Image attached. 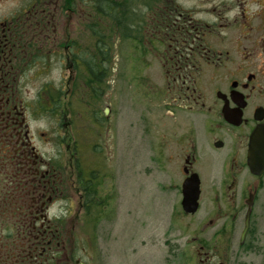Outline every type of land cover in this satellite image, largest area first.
<instances>
[{"label":"flooded vegetation","instance_id":"obj_1","mask_svg":"<svg viewBox=\"0 0 264 264\" xmlns=\"http://www.w3.org/2000/svg\"><path fill=\"white\" fill-rule=\"evenodd\" d=\"M98 3L0 0V180L6 167L21 181L11 202L19 207L2 212L0 197V264H98L95 233L120 172L117 121L99 120V69L112 36H122L112 2L101 50ZM90 5L94 16L85 17ZM121 20L123 37L137 43L131 69L159 73L146 76L153 82L145 96L160 113L161 160L178 150L181 206L185 181L199 183L195 214H206L188 243L191 264H264V0H126ZM89 38L92 62L82 49ZM58 53L62 95L44 96L47 83L36 95L47 106H36L30 87ZM49 115L62 121L66 146L45 160L29 121ZM58 200L66 204L51 218Z\"/></svg>","mask_w":264,"mask_h":264},{"label":"rangeland","instance_id":"obj_2","mask_svg":"<svg viewBox=\"0 0 264 264\" xmlns=\"http://www.w3.org/2000/svg\"><path fill=\"white\" fill-rule=\"evenodd\" d=\"M89 14L94 16L91 10L84 9V16L88 17ZM99 32L103 36L100 37L102 50L106 48L104 43L108 42L104 34L109 32L108 24L102 20ZM91 42L90 38L84 40L82 48L84 57L89 62H92ZM111 43L109 63H102L99 69L102 75L97 89L98 107L100 123L108 125L110 117L117 121L115 167L120 172L113 194L115 199L109 202V212L100 219L95 233L99 248L98 264H191L188 243L195 230L198 231L197 226H201L206 212L201 211L195 215L183 212L181 198L175 190V185L180 182L178 150L175 147L167 149L164 160H161L162 150L157 142L163 131L160 113L152 110L153 104L145 96V89L153 82L146 76L155 74L159 79V73L141 74L134 68L131 69L127 54L131 51L130 46L132 50L137 48L135 41L117 34L112 36ZM43 63L45 62L40 64ZM43 66L49 72L30 87V99L36 100V106H47V103L36 97L43 85L49 83L51 86L45 90L44 96L52 94L60 98L63 90L59 53L55 57H49ZM70 101L71 95L68 96V102ZM107 105H111L113 109L108 118H104L103 110ZM167 122L164 120L163 124L167 125ZM73 123L69 133L73 142L67 141L72 145L79 137L80 121L73 118ZM29 125L34 142L45 160L52 159L58 154L57 150L64 151L66 145L62 121L50 115L37 116L30 119ZM98 128V125L89 127L87 134H94ZM103 130L101 140H107L108 136ZM93 144L97 142L93 141ZM61 145L64 147H60ZM168 156H172L173 160L170 161ZM65 204L64 200H58L49 209L50 217L60 216L59 208ZM71 213L72 219L75 212Z\"/></svg>","mask_w":264,"mask_h":264},{"label":"trees","instance_id":"obj_3","mask_svg":"<svg viewBox=\"0 0 264 264\" xmlns=\"http://www.w3.org/2000/svg\"><path fill=\"white\" fill-rule=\"evenodd\" d=\"M98 11H99V15L100 18L102 20L103 23L108 24L107 18L111 16V10H112V2L115 3L114 7H115V11H116V26L119 27V29L117 30V33L121 34L123 36V32H124V22L123 20H121V18L124 16V6L126 3V0H98ZM94 12V6L90 5V8L88 9V11ZM100 20V23H101ZM3 139H5V137H3ZM3 147H5L3 145ZM5 162L7 161V158L5 157V155L3 156V159ZM10 168L6 169V167L4 168V174L2 176V179L0 180V197H2V212H11V208H15V207H19V206H12L11 202H12V197L14 194H18V188L20 189L21 187V181L19 180L18 183H15L12 179V174L9 173ZM15 179V178H14ZM16 180V179H15ZM97 215L98 212H96Z\"/></svg>","mask_w":264,"mask_h":264},{"label":"water","instance_id":"obj_4","mask_svg":"<svg viewBox=\"0 0 264 264\" xmlns=\"http://www.w3.org/2000/svg\"><path fill=\"white\" fill-rule=\"evenodd\" d=\"M106 117L109 115V109L104 110ZM199 207V183L193 177L188 179L183 184V199H182V209L185 214L192 215L195 214Z\"/></svg>","mask_w":264,"mask_h":264}]
</instances>
